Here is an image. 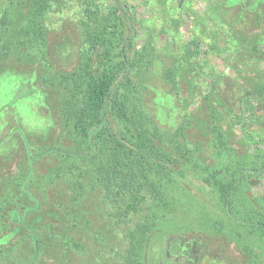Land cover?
<instances>
[{
    "label": "trees",
    "instance_id": "16d2710c",
    "mask_svg": "<svg viewBox=\"0 0 264 264\" xmlns=\"http://www.w3.org/2000/svg\"><path fill=\"white\" fill-rule=\"evenodd\" d=\"M136 11L128 0H0V60L31 59L43 65L46 73L37 77L40 87L57 95L51 100L50 94H45L41 108L57 112L56 123L50 121L49 125L58 129L53 143L34 149L21 135L26 163L6 182L0 198V232L17 224L12 229L17 240L0 248V257L15 251L22 241L30 249L24 259L6 264H46L44 259L51 251L56 264H166L162 243L153 252L152 241L158 235L172 234L177 219H184L179 209L188 205V191L182 185L188 175L198 178L218 209L203 225L212 221L215 232L232 238L243 255L254 261L259 257V251L246 240L256 234L264 241V192L255 196L250 190V179L264 177V130H249L246 121L255 123L257 109L262 108L264 115L262 42L254 39L244 44L240 38L232 47L244 55L245 64L240 59L238 63L247 69L240 68L239 73L250 84L248 92L238 98L237 110L227 107L225 112L230 119L228 127L234 124L240 128L239 150L230 144L222 126L225 116L218 107L224 106L219 76L209 64L212 53L220 56L225 50L214 42H203L201 36L193 34L182 40L174 53L170 52L174 59L165 62L155 76L176 95L184 110L181 121L174 128L156 121L145 100L149 99L158 54L152 41H138L141 21ZM65 13L73 15L79 47L75 64L62 70L49 57L48 35L61 28ZM220 13L228 22L234 16L229 10ZM226 43L233 45L231 38ZM223 59L233 65L230 57ZM253 59L257 69L250 66ZM3 70L4 66L0 73ZM31 79L34 75L20 79L23 85L13 90L8 104L12 110L20 105L19 98L35 93L36 88L30 93L27 83ZM202 113L205 120L198 117ZM194 129L201 130L199 138L193 135ZM65 133L70 143L62 140ZM207 154L213 157L211 162H207ZM44 156H54L56 163L42 185V180L30 174L35 161ZM86 178L90 181L87 186ZM56 179L65 181L60 196L69 201L77 200L84 190L96 193L93 203L100 208L94 214L102 216V227L92 228L87 215L73 218L63 214L66 223L72 221L64 231L32 220L37 214H33L35 218L29 214L37 212L39 203L29 187H47ZM13 190L25 196H20L21 203H16L12 213L3 212L15 195ZM57 198L52 193V200ZM27 199L29 203H25ZM53 201L45 211H56ZM199 212L200 220L194 217L200 222L206 213ZM192 226L183 224L180 229L184 232ZM42 229L46 230L44 237L40 236ZM67 229L60 235L56 232Z\"/></svg>",
    "mask_w": 264,
    "mask_h": 264
},
{
    "label": "rangeland",
    "instance_id": "374dc122",
    "mask_svg": "<svg viewBox=\"0 0 264 264\" xmlns=\"http://www.w3.org/2000/svg\"><path fill=\"white\" fill-rule=\"evenodd\" d=\"M128 1L136 6L137 16L141 21L137 31L138 41L141 42L147 39L152 41L154 45L156 44L158 57L152 70V74L154 73V75L152 77L150 76L149 99L147 101L145 100V105L152 110L156 121L161 126L167 128H174L181 121V114L184 110L178 104L176 95L169 92V86L163 81L156 80L155 76L162 69L165 62H168L170 58L172 60L174 59L170 52L174 53L176 46L182 40H188L193 34L201 36L203 42H214L218 46V49L221 50L224 48L225 50L224 54L220 56L212 53L209 64L219 76L217 78V84L222 93L220 96L222 97V101H224V106L218 105V107L225 116L222 121V126L225 128L224 130L227 136H229L230 144H234L239 149L241 145L237 141L241 136L240 128L234 124L228 127L230 119L226 117L225 112L227 107L237 110L239 105L238 98L242 94H245V92H248L247 89L250 84L248 85L247 83L249 82L239 73L240 68L241 70L247 69L244 67L245 61L242 58L244 55L232 47L236 45L237 40L243 38L245 40L244 44L249 40H259L262 42V47L264 48V0ZM218 7H220L221 12L224 9L234 13V16H231L232 19L230 22L227 21L226 15L217 10ZM73 23V15L71 16V14L65 13L64 17L61 18V28L52 29L48 35L50 44L49 57L57 68L59 67L62 70L71 69L77 58L79 40L77 31L73 28ZM228 38H231L233 45L226 43ZM228 57L231 58L234 67L230 62L223 59ZM239 59L244 61V64L238 63ZM2 61L0 60V66H4V70L0 73V198L4 195L3 190L6 182L11 177L16 176L20 172L21 166L25 165L24 162L26 163V159L22 155L24 148L22 147L21 135L26 137L30 144V149L53 143L55 138L58 137V129L54 128V126L50 127L49 125L50 121H53V124L56 123L57 112H50L49 110H43L41 108L43 107L41 100L45 94H50L49 97L51 100H54V96L56 97L57 95L55 91L46 92V90H43L37 80L39 74L45 75L46 69L43 68L41 63L37 61L34 63L31 59L18 62L14 59H9L5 62ZM252 61L250 63L251 68L257 69L258 65H253L256 62L255 59ZM206 68L208 70V67ZM33 75L35 79L27 82L31 90L30 93L32 91L34 92L35 88L36 91L39 88V92L36 93L35 91L32 95L29 94L30 97L26 99L19 98L20 105L15 108L13 107L14 110H12L8 104L11 103L10 96L13 90L18 85H23L20 79L27 80ZM40 91L43 95H41ZM262 112V108L255 110L257 119L254 124L246 121L249 130L256 132H262L264 130V115H262ZM198 117L201 120L207 118L204 113L198 114ZM259 118L262 121L257 122ZM192 133L196 135V138H199L201 130L194 129ZM68 139L65 133V137L62 140L69 142ZM203 140L204 143L206 136L203 137ZM212 159L213 157L207 154V162H211ZM54 162L56 163L54 156H44L35 161L34 169L30 177H34L35 180H42L41 184L43 185L44 177H47L46 174L51 173V168L55 167ZM60 180L56 179L53 185H48L47 187H41V185L40 188L29 187L31 195L36 197L39 203L37 212L31 211L29 214L32 218H35L33 214H37L36 219L32 220L35 223L46 222L48 224L47 226L54 225L53 227L55 229L60 226V229L64 231L67 227L69 229L72 221L66 223L64 221L65 217L62 216L63 214H67L73 218L75 216L87 215L92 228L96 226L102 227V216L99 217L94 214V210L100 208L97 202L93 203V198L96 193H89L84 190L77 196V200L69 201L67 196H60V189L66 186L65 181ZM83 181L86 186L90 182L87 178L83 179ZM250 184L252 186L250 190H252L251 192L255 196L259 192L261 194L264 192V177L252 178L250 179ZM182 185L186 188L189 195L187 199L188 205H184L179 209L183 210L180 213H182L184 219H177V229L172 234L167 233L158 235L157 238L155 237L154 242L152 241L154 246L153 252L157 251L158 244L162 243L165 254L163 260L166 264H252V262L253 264L254 262L255 264H264V241L258 235L255 234V236L246 240L255 250L259 251V257L254 261L250 260L249 256L243 255L237 249L235 241L232 238L216 233L215 228L212 226V221L211 223H207V226L203 225L208 222V218L210 220L212 216L214 217L212 213L217 212L218 209L208 199V195L206 194L207 189L201 186L198 178L195 175H188L182 182ZM11 186L13 185L11 184ZM44 188L45 190H43ZM13 192L15 195L12 197V201L5 205L2 210L3 212L12 213L11 210L15 208L16 203H21L20 196H25V194L18 195L15 190ZM52 193L58 195V198L54 201L52 200ZM45 194L46 196L44 197ZM52 201L55 202L54 208L56 211L53 213L45 211L50 209L48 204ZM29 202L28 199L25 200V203ZM59 204H61V207L58 206ZM199 208L203 210H198ZM18 209L19 207H17ZM59 210H64L66 213ZM199 211L206 213V218L200 221V228V222L198 221L200 220ZM10 216L7 217V222H10ZM194 216L198 217V220ZM188 223L193 224L192 228H194L183 232L180 228L183 224ZM16 225L11 224L12 227H16ZM68 229L65 232H58V230L56 232L60 235L61 233L68 232ZM11 230L0 232V248L17 240L16 233ZM43 231L46 230L42 229V234L40 235L42 237L45 236V232ZM26 240L28 239L26 238ZM159 248H161L160 245ZM29 249L28 244L22 241L17 245L15 251L10 254L6 253L0 257V261L4 264L7 261L17 262V259L21 260L28 256ZM53 254L54 252L51 251L50 255ZM151 254L149 253V256ZM50 255L44 259V262L46 264H56L55 256Z\"/></svg>",
    "mask_w": 264,
    "mask_h": 264
}]
</instances>
